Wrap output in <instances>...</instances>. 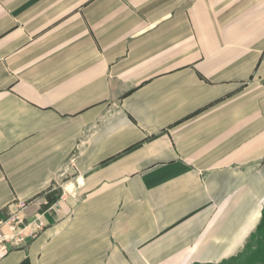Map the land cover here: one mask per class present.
I'll list each match as a JSON object with an SVG mask.
<instances>
[{"label": "crops", "instance_id": "1", "mask_svg": "<svg viewBox=\"0 0 264 264\" xmlns=\"http://www.w3.org/2000/svg\"><path fill=\"white\" fill-rule=\"evenodd\" d=\"M0 264H264V0H0Z\"/></svg>", "mask_w": 264, "mask_h": 264}, {"label": "built area", "instance_id": "2", "mask_svg": "<svg viewBox=\"0 0 264 264\" xmlns=\"http://www.w3.org/2000/svg\"><path fill=\"white\" fill-rule=\"evenodd\" d=\"M26 204L21 202L19 208L8 216L0 218V255H5L16 248L27 246L31 238L37 236L43 223L27 222L24 210Z\"/></svg>", "mask_w": 264, "mask_h": 264}]
</instances>
